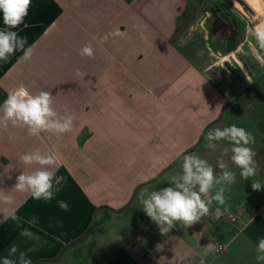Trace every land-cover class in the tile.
Returning <instances> with one entry per match:
<instances>
[{
  "label": "crops",
  "instance_id": "0c3cea01",
  "mask_svg": "<svg viewBox=\"0 0 264 264\" xmlns=\"http://www.w3.org/2000/svg\"><path fill=\"white\" fill-rule=\"evenodd\" d=\"M186 7V0H31L24 22L13 30L27 37L34 54L24 61L17 51L0 61V104L23 83L33 94L51 92L57 111L67 108L75 120L72 131L60 136L0 129V189L11 190L17 175L38 167L19 161L37 148L59 157L55 173L62 178L51 200L11 192L19 220L0 213V259L15 245L32 264H264L256 260L258 239L264 238V188L251 186L264 184V49L250 24L240 28L233 10L210 7L182 35H201L217 61L196 59L175 40ZM116 29L123 35L100 42ZM89 42L94 58L79 54ZM232 125L255 137L250 146L258 166L248 180L231 152L222 157L229 142H216V150L204 146L208 131ZM193 149L217 177L223 158L236 183L209 193L224 188V205H211L224 212L219 219L177 224L161 235L141 209V197L168 187ZM60 200L69 210L59 207ZM230 214L239 220L233 224ZM33 217L37 223L30 225ZM25 229L33 236H22ZM210 242L227 249L211 251Z\"/></svg>",
  "mask_w": 264,
  "mask_h": 264
},
{
  "label": "clouds",
  "instance_id": "9594fccd",
  "mask_svg": "<svg viewBox=\"0 0 264 264\" xmlns=\"http://www.w3.org/2000/svg\"><path fill=\"white\" fill-rule=\"evenodd\" d=\"M31 0H0V17L4 27L0 29V61L8 62L9 58L17 51L22 52L21 59L31 60L34 49L28 45L27 37L21 36L17 29L28 15ZM123 33L116 29L106 34L101 43L109 37L122 36ZM251 35L260 49H264V19L255 23L251 29ZM79 54L94 58L92 43L85 44ZM0 129L7 130L11 125L14 128H22L32 137L47 132L60 136L71 132L75 116L67 109L63 114L54 106L53 95L49 91L41 90L36 94L30 92L23 83L8 91L6 99L0 104ZM206 148L216 150L218 141H227L230 147L223 148V156L231 152V162L240 169V176L244 180L256 176L257 161L254 159L256 153L250 145L255 143L252 133L236 125L215 128L208 131L206 137ZM59 157L54 153H43L40 149H33L19 157L20 163L25 166L37 165L33 171H22L16 176V183L11 190L0 189V204L6 205L0 209V213L10 216L13 221H18L15 211L10 207L15 201L11 192L29 193L34 199L51 200L55 193L61 191L59 187L54 190V184L61 182V177L56 176L55 168ZM159 163L158 158L153 159V167ZM221 175L216 176L213 166L206 159L196 153L183 156L181 172L172 175L168 187L152 190L147 196L141 197L142 210L157 224L161 235H167L177 224L185 228L191 227L201 221L202 218L212 216L219 219L224 212L221 208L211 210L213 201L224 205V188L220 187L215 195H209L216 185L236 183V173L229 168L228 163L220 158L217 161ZM11 179V177H8ZM253 190L264 188L260 181L252 182ZM58 205L63 210H69L67 202L60 200ZM30 225L37 223L33 217L28 221ZM22 236L32 237L33 233L27 229L21 232ZM38 239L39 237H35ZM215 251L216 245L211 242L206 246ZM256 260L264 261V238L258 239ZM18 254V255H17ZM0 264H32L23 251L12 245L8 254L0 259Z\"/></svg>",
  "mask_w": 264,
  "mask_h": 264
},
{
  "label": "rangeland",
  "instance_id": "374dc122",
  "mask_svg": "<svg viewBox=\"0 0 264 264\" xmlns=\"http://www.w3.org/2000/svg\"><path fill=\"white\" fill-rule=\"evenodd\" d=\"M262 1L264 3V0H262ZM208 2H210V4H211L213 2V0H208ZM225 6L229 7L231 10H233L235 12V14L240 18V21H241V23L239 24L240 28L242 27V25L246 26V24H250V27L252 29L255 26L256 22L264 19V12L262 11V13H260V12L258 13L257 9L254 8L246 0H219L218 3L214 1L210 5L211 8L214 7L217 9H219V8L225 9ZM224 9H223V11H224ZM224 12L228 13V11L226 9ZM200 18H201V15L194 21L193 25L197 24V22L199 21ZM185 36L186 35H182L180 37L179 35H177L175 37V40L178 43H180V45H182L184 48H187V50L189 52H191L192 55L195 56L196 59L197 58H199L200 60L202 59L204 63L211 62V61H217L216 57H211V55L209 54L211 52L207 48L210 45L209 46L207 45L208 44L207 40L202 38L201 35H199L197 37V39H196V36L194 39H191V37H189L187 39V37H185ZM185 39H187V40H185ZM210 44H211V42H210ZM257 93H258V91L255 90V91H252V93L248 94V95L255 96V95H257ZM107 235L108 234H106V236ZM109 235H110V233H109Z\"/></svg>",
  "mask_w": 264,
  "mask_h": 264
},
{
  "label": "trees",
  "instance_id": "16d2710c",
  "mask_svg": "<svg viewBox=\"0 0 264 264\" xmlns=\"http://www.w3.org/2000/svg\"><path fill=\"white\" fill-rule=\"evenodd\" d=\"M186 1H187V7L185 11L181 14L179 18V22H178L177 35H179L180 37L182 36V34L185 33L186 29H189L193 25L194 21L200 15L205 14L206 12L210 11V7H209L210 2H208V0H186ZM193 151L194 149L190 150L188 153H191ZM103 209H108V207L104 206V207L97 209V214L95 215L94 222L89 232L86 234V236L83 239L87 238L94 231L96 227L98 213L101 212Z\"/></svg>",
  "mask_w": 264,
  "mask_h": 264
},
{
  "label": "built area",
  "instance_id": "2783aa9c",
  "mask_svg": "<svg viewBox=\"0 0 264 264\" xmlns=\"http://www.w3.org/2000/svg\"><path fill=\"white\" fill-rule=\"evenodd\" d=\"M230 221L234 224L239 220V215L238 214H230L229 216ZM214 245H216V249L215 252L222 254L226 251L227 247L223 244H219V243H214Z\"/></svg>",
  "mask_w": 264,
  "mask_h": 264
},
{
  "label": "bare ground",
  "instance_id": "6f19581e",
  "mask_svg": "<svg viewBox=\"0 0 264 264\" xmlns=\"http://www.w3.org/2000/svg\"><path fill=\"white\" fill-rule=\"evenodd\" d=\"M252 6L257 9L258 13L259 12L262 13V11L264 12V8L261 6V4L255 3V4H252Z\"/></svg>",
  "mask_w": 264,
  "mask_h": 264
},
{
  "label": "flooded vegetation",
  "instance_id": "af4514ba",
  "mask_svg": "<svg viewBox=\"0 0 264 264\" xmlns=\"http://www.w3.org/2000/svg\"><path fill=\"white\" fill-rule=\"evenodd\" d=\"M246 1L249 2L251 5L255 3L261 4V6L264 8V3L262 0H258L259 2L257 0H246Z\"/></svg>",
  "mask_w": 264,
  "mask_h": 264
}]
</instances>
